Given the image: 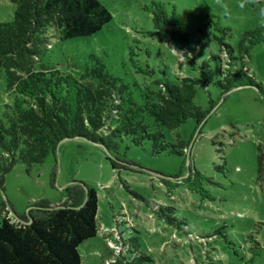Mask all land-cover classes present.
Segmentation results:
<instances>
[{"label": "rangeland", "instance_id": "1", "mask_svg": "<svg viewBox=\"0 0 264 264\" xmlns=\"http://www.w3.org/2000/svg\"><path fill=\"white\" fill-rule=\"evenodd\" d=\"M100 2L113 20L91 37L65 42L52 29L45 63L75 74L95 56L139 105L160 84L201 78L186 52L151 35L152 6L159 3L185 19L192 47L200 44L196 61L209 62L217 76L222 55L214 36L222 35L218 26L230 30L226 42L236 50L238 72L254 77L263 93L241 87L222 95L214 85L198 86L194 103L210 112L206 122L164 130L169 147L161 154L150 142L136 147L125 137L110 152L83 139L66 140L42 166L18 165L6 176L0 217L18 222L40 202L61 206L67 187L84 184L98 194L99 233L79 248L82 264H264V171L258 162L264 158V41L244 62L238 54L243 34L264 28V0H248L243 8L241 0ZM15 11L0 0V23L13 22ZM7 104L12 94L3 75L0 116ZM179 143L187 148L184 155L172 151Z\"/></svg>", "mask_w": 264, "mask_h": 264}, {"label": "trees", "instance_id": "2", "mask_svg": "<svg viewBox=\"0 0 264 264\" xmlns=\"http://www.w3.org/2000/svg\"><path fill=\"white\" fill-rule=\"evenodd\" d=\"M9 1L16 6L14 20L0 23V77H6L12 94V104L5 105L0 116L2 191L6 176L16 166H42L66 140L83 139L110 152L117 151V141L125 137L136 147L150 142L154 154H161L169 147L164 130H174L189 120L198 125L206 122L210 112L194 103L200 85H214L222 95L245 86L263 93L254 77L238 72L236 50L226 42L230 30L218 26L222 35L214 36L222 55L217 76L209 62L196 61L200 44L192 47L185 19L175 8L168 11L155 3L151 35L186 52L189 67L203 75L160 84L139 105L129 87L111 76L95 56L75 74L43 60L52 46V29L65 42L91 37L113 20L100 0ZM263 41L264 28L245 32L238 45L239 59L244 62ZM172 151L184 155L187 148L179 143L172 145ZM263 159H258L260 174ZM66 192L61 206L40 202L18 222L1 214L0 264H82L79 248L99 233L98 194L84 184L69 186ZM5 209L2 205L0 211Z\"/></svg>", "mask_w": 264, "mask_h": 264}, {"label": "clouds", "instance_id": "3", "mask_svg": "<svg viewBox=\"0 0 264 264\" xmlns=\"http://www.w3.org/2000/svg\"><path fill=\"white\" fill-rule=\"evenodd\" d=\"M248 0H241V4L240 7L243 8L245 6V3H247ZM253 2H255V0H253ZM262 14H264V10H262Z\"/></svg>", "mask_w": 264, "mask_h": 264}, {"label": "water", "instance_id": "4", "mask_svg": "<svg viewBox=\"0 0 264 264\" xmlns=\"http://www.w3.org/2000/svg\"><path fill=\"white\" fill-rule=\"evenodd\" d=\"M243 88H252V89H255L256 90V88L255 87H253V86H245V87H243ZM258 91V90H257ZM31 222V221H30Z\"/></svg>", "mask_w": 264, "mask_h": 264}, {"label": "crops", "instance_id": "5", "mask_svg": "<svg viewBox=\"0 0 264 264\" xmlns=\"http://www.w3.org/2000/svg\"><path fill=\"white\" fill-rule=\"evenodd\" d=\"M10 209V211L13 213V210L11 209V208H9Z\"/></svg>", "mask_w": 264, "mask_h": 264}]
</instances>
